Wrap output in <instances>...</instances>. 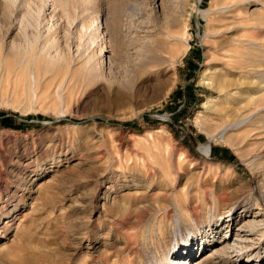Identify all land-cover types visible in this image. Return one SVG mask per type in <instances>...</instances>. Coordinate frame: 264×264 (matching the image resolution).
<instances>
[{
	"label": "rangeland",
	"instance_id": "374dc122",
	"mask_svg": "<svg viewBox=\"0 0 264 264\" xmlns=\"http://www.w3.org/2000/svg\"><path fill=\"white\" fill-rule=\"evenodd\" d=\"M214 3L0 0L2 58L63 51L0 67V264H264V158L204 126L221 70ZM170 29L187 42L150 68V34Z\"/></svg>",
	"mask_w": 264,
	"mask_h": 264
},
{
	"label": "bare ground",
	"instance_id": "6f19581e",
	"mask_svg": "<svg viewBox=\"0 0 264 264\" xmlns=\"http://www.w3.org/2000/svg\"><path fill=\"white\" fill-rule=\"evenodd\" d=\"M200 1L194 0L193 7L196 8ZM213 3L216 8L205 9L203 14L207 15L213 12L219 14L215 19L216 26L213 36L217 38V41L215 40L217 42L215 50L219 53L217 65L221 70L215 71L214 88L217 95L210 96L208 101L205 102L208 112L213 116L210 122L212 125L208 127L207 124L210 123L206 122L207 124L205 123L204 126L213 133V137L219 136L231 143L235 149L243 153L241 157H245L247 162L253 164L264 158V39L262 38L264 13L261 18H258L249 11L250 8L248 9V7L257 3L264 8V0H213ZM163 32L148 35L150 41L152 40L151 45L153 44L151 50H148L150 56L149 54L146 55L150 57L148 60L151 64H149L150 68L164 65L166 62L164 54L172 52L173 42L175 40L180 41L179 39L182 42H187V36L189 35V32L186 31L185 36L180 38L171 29ZM50 42L34 49L25 47L21 50V47L14 46L13 53L10 54L12 56L11 60L7 57L2 58V55H0V67L3 65L6 71L15 70L16 68L28 70L37 66L42 59H47L48 63L54 61L58 63L63 58V51L62 49L58 50L59 45H50ZM246 49H256L257 53H245L244 50ZM90 60L92 59L88 58L86 66L91 69H95L93 65L99 66L100 62L92 61L94 63L92 65ZM171 60L173 59L170 58ZM110 62L113 63V60L110 59ZM100 66L102 67V65ZM171 68L169 67V69ZM247 75L251 78L243 81ZM243 87L250 89V95L246 98L237 95L239 91L243 90ZM218 97H225L230 102L235 98L239 99L236 104L219 103L218 106L216 105L217 107H214V104H217L215 102ZM214 100L216 101L214 102ZM204 115V112H201L198 116V122L201 124L204 122ZM210 151L211 147L205 146V154H209ZM175 159L176 153L170 151L167 160L170 167L174 166Z\"/></svg>",
	"mask_w": 264,
	"mask_h": 264
},
{
	"label": "trees",
	"instance_id": "16d2710c",
	"mask_svg": "<svg viewBox=\"0 0 264 264\" xmlns=\"http://www.w3.org/2000/svg\"><path fill=\"white\" fill-rule=\"evenodd\" d=\"M117 125H122L121 123H118ZM217 160H221V161H227L226 158H222V157H217L216 158Z\"/></svg>",
	"mask_w": 264,
	"mask_h": 264
}]
</instances>
